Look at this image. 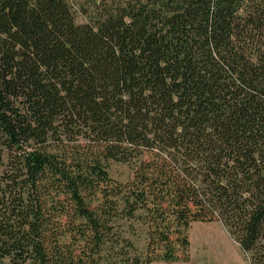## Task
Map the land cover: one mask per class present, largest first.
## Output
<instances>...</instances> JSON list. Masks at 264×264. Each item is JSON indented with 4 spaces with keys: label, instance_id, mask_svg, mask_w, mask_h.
I'll return each instance as SVG.
<instances>
[{
    "label": "trees",
    "instance_id": "obj_1",
    "mask_svg": "<svg viewBox=\"0 0 264 264\" xmlns=\"http://www.w3.org/2000/svg\"><path fill=\"white\" fill-rule=\"evenodd\" d=\"M197 222L264 264V0H0V264L188 262Z\"/></svg>",
    "mask_w": 264,
    "mask_h": 264
},
{
    "label": "rangeland",
    "instance_id": "obj_2",
    "mask_svg": "<svg viewBox=\"0 0 264 264\" xmlns=\"http://www.w3.org/2000/svg\"><path fill=\"white\" fill-rule=\"evenodd\" d=\"M77 21L81 22L82 18L78 17ZM110 177L119 183H126L133 177V171L130 166L122 163L111 162L109 166ZM113 242L120 240V234L130 242L135 248L130 247L125 241L120 240L119 244L123 247L122 251L118 249H108L106 253L111 258L128 259L130 257L139 256L146 258L147 253V229L140 219L137 220H124L122 225L115 228ZM223 237L232 249V255L237 264H250L247 256L241 250L239 244L231 237L229 232L223 227L222 224L214 223H193L189 229L190 241V259L188 262L179 261L174 263H166L162 260H157L152 264H233L228 260L226 254L222 251H216L211 244L209 238ZM121 247V248H122Z\"/></svg>",
    "mask_w": 264,
    "mask_h": 264
},
{
    "label": "bare ground",
    "instance_id": "obj_3",
    "mask_svg": "<svg viewBox=\"0 0 264 264\" xmlns=\"http://www.w3.org/2000/svg\"><path fill=\"white\" fill-rule=\"evenodd\" d=\"M212 244V247L218 251V252H223L224 254L227 255L228 260L230 263L232 262L233 264H237L235 262V258L233 257L232 249L229 246V244L223 239V237H215V238H209Z\"/></svg>",
    "mask_w": 264,
    "mask_h": 264
}]
</instances>
